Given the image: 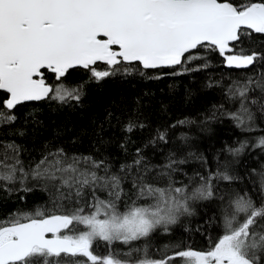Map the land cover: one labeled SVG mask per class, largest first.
Returning <instances> with one entry per match:
<instances>
[{"label": "snow or ice", "instance_id": "1", "mask_svg": "<svg viewBox=\"0 0 264 264\" xmlns=\"http://www.w3.org/2000/svg\"><path fill=\"white\" fill-rule=\"evenodd\" d=\"M215 56L228 69L260 70L209 80L205 86L219 87L223 102L208 119L224 116L254 132L264 122V0H0V125L13 124L14 110L27 102H79L85 85L67 82L77 69L97 83L148 73L160 79L207 69ZM143 126L130 120L124 131ZM156 141L167 143L166 133ZM238 144L224 151L264 150V135ZM23 151L0 140V191L40 190L46 198L0 219V264H264V179L257 200L214 183L239 179L227 165L177 181L186 160L173 153L152 163L136 148L116 167L62 147L39 158ZM195 201L219 202L217 234L199 248L173 237L153 253L152 236L170 235L193 215Z\"/></svg>", "mask_w": 264, "mask_h": 264}, {"label": "trees", "instance_id": "2", "mask_svg": "<svg viewBox=\"0 0 264 264\" xmlns=\"http://www.w3.org/2000/svg\"><path fill=\"white\" fill-rule=\"evenodd\" d=\"M261 39L257 37V40ZM102 67V66H101ZM260 69L230 70L222 66L220 58L210 60V67L180 76L149 78L133 74L128 77L107 78L99 83L89 81L87 73L77 69L67 77V82L83 83V95L79 102L59 103L53 100L24 103L14 110L16 120L11 125H0V140L14 141L24 150L25 159L39 158L49 149L64 148L69 154H93L108 158L116 167L131 160L136 148H140L152 163H163L169 153L176 159H184L177 181L188 182L197 172L207 176L210 172L228 166L231 175L239 177L230 185L214 181L223 191H247L260 198L261 180L264 179V150L249 146L239 156L233 157L224 151L226 145L239 146L248 140L251 145L264 135V122H257L254 132L245 133L224 116L208 119L213 106L223 102L219 87L209 88V80L227 82L243 78ZM49 82H52L50 74ZM226 108L233 105L225 104ZM135 120L144 126L131 133L124 127ZM179 121H186L179 124ZM158 132L167 135V143L152 141ZM185 137L187 139H185ZM121 144L126 146L125 151ZM23 195L24 200L20 197ZM40 190L29 193L0 191V219L21 208H32L44 202ZM218 201L192 202L193 215L182 216L172 227L170 235L154 234L151 251L173 237L183 239L193 247H203L206 237L215 236L214 219ZM141 246L143 242H138ZM117 248L121 246L116 245ZM104 246L100 244V251Z\"/></svg>", "mask_w": 264, "mask_h": 264}, {"label": "water", "instance_id": "3", "mask_svg": "<svg viewBox=\"0 0 264 264\" xmlns=\"http://www.w3.org/2000/svg\"><path fill=\"white\" fill-rule=\"evenodd\" d=\"M230 70H238L239 71V70H246V69H230ZM27 103H31V102H27Z\"/></svg>", "mask_w": 264, "mask_h": 264}]
</instances>
